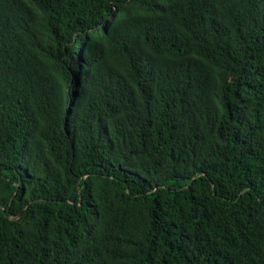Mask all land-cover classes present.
Wrapping results in <instances>:
<instances>
[{
    "label": "trees",
    "instance_id": "trees-1",
    "mask_svg": "<svg viewBox=\"0 0 264 264\" xmlns=\"http://www.w3.org/2000/svg\"><path fill=\"white\" fill-rule=\"evenodd\" d=\"M0 264H264V0H0Z\"/></svg>",
    "mask_w": 264,
    "mask_h": 264
},
{
    "label": "bare ground",
    "instance_id": "bare-ground-1",
    "mask_svg": "<svg viewBox=\"0 0 264 264\" xmlns=\"http://www.w3.org/2000/svg\"><path fill=\"white\" fill-rule=\"evenodd\" d=\"M75 67V66H74ZM77 70H78V68H77Z\"/></svg>",
    "mask_w": 264,
    "mask_h": 264
}]
</instances>
